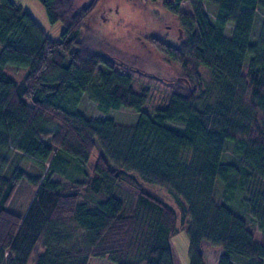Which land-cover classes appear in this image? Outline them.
I'll return each instance as SVG.
<instances>
[{"label":"trees","instance_id":"16d2710c","mask_svg":"<svg viewBox=\"0 0 264 264\" xmlns=\"http://www.w3.org/2000/svg\"><path fill=\"white\" fill-rule=\"evenodd\" d=\"M40 1L60 38L18 0H0V264H175L180 230L189 264H205V245L222 248L216 264H240L230 254L264 264V0H189L191 10L161 0L182 35L142 42L179 75L159 80L170 93L151 113L136 67L81 34L98 0ZM8 65L26 68L20 80ZM85 93L138 117H88ZM23 178L35 191L22 215L8 203Z\"/></svg>","mask_w":264,"mask_h":264},{"label":"rangeland","instance_id":"374dc122","mask_svg":"<svg viewBox=\"0 0 264 264\" xmlns=\"http://www.w3.org/2000/svg\"><path fill=\"white\" fill-rule=\"evenodd\" d=\"M23 7L33 16L51 39L60 38L63 24L61 21L50 22L47 18L45 8L40 0H18ZM75 7H80L89 3L90 0H73ZM192 1L181 0L179 8L191 10ZM206 10L214 17L216 7L214 4L205 3ZM227 28L231 26L227 23ZM168 30V31H167ZM81 34L85 35L96 48L106 50L116 56L121 62L134 65L136 74H133L134 82L137 86L148 87V94L142 110L151 113L152 110L166 102L170 93L166 83L170 78L179 75L175 64L167 63L163 54L155 51L151 47L144 46L142 40L148 35H158L166 37L175 42L182 35V29L178 26L174 14L168 12L161 4V0L150 2L146 0H98L91 15L83 23ZM168 36V37H167ZM142 43V44H141ZM148 45V44H147ZM6 71L17 80L24 75L26 68L8 65ZM204 81H210V73L207 68L200 66ZM152 76L153 79H150ZM165 84V85H164ZM88 94H84L80 102V111L88 117L106 115L115 122L122 124L134 123L138 117V112L130 109H110L107 112L100 110ZM94 155L90 158V167L94 161ZM26 168L33 170L34 167L27 162ZM36 170V168H35ZM143 188L158 196L159 198L174 203L167 192L152 184L144 183ZM35 188L26 179H22L14 191L8 208L19 214L26 211L30 203ZM241 194V193H240ZM238 197V195H237ZM250 225V224H249ZM255 236L258 240L260 231L255 228ZM172 253L175 264H189L187 253L188 238L183 230H180L172 237ZM205 264H216L217 259L223 250L218 246L205 245L203 247ZM232 255L233 259L240 264H246V260L238 259L240 256ZM238 257V258H237ZM91 264H111L106 259L92 258Z\"/></svg>","mask_w":264,"mask_h":264},{"label":"water","instance_id":"95a60500","mask_svg":"<svg viewBox=\"0 0 264 264\" xmlns=\"http://www.w3.org/2000/svg\"><path fill=\"white\" fill-rule=\"evenodd\" d=\"M179 80H181V79L179 78Z\"/></svg>","mask_w":264,"mask_h":264}]
</instances>
